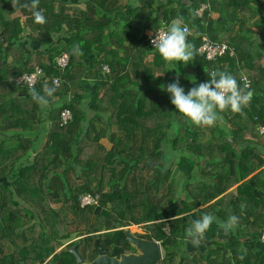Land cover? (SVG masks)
I'll return each instance as SVG.
<instances>
[{
  "label": "trees",
  "instance_id": "1",
  "mask_svg": "<svg viewBox=\"0 0 264 264\" xmlns=\"http://www.w3.org/2000/svg\"><path fill=\"white\" fill-rule=\"evenodd\" d=\"M188 1L182 11L181 0H39L46 22L37 23L31 0H0V264H77L70 249L93 260L97 240L110 256L130 253L121 240L133 224L160 241L159 264H264V0ZM176 17L198 49L187 65L165 62L149 44L148 31ZM204 35L234 54L206 59ZM38 67V91L61 80L46 108L17 81ZM208 69L238 79L244 70L253 97L242 114L201 128L162 86L179 79L187 92ZM83 193L97 202L82 206ZM206 212L239 224L225 233L213 223L193 245L186 229ZM74 235L83 237L55 252Z\"/></svg>",
  "mask_w": 264,
  "mask_h": 264
},
{
  "label": "clouds",
  "instance_id": "2",
  "mask_svg": "<svg viewBox=\"0 0 264 264\" xmlns=\"http://www.w3.org/2000/svg\"><path fill=\"white\" fill-rule=\"evenodd\" d=\"M39 0H31L30 7L37 23H45L43 10L38 9ZM24 7H29L25 4ZM189 28L182 17H176L165 26L154 31L151 43L165 62H182L184 65L193 62L198 54L195 45L189 42ZM73 51H76L74 49ZM35 74H25L19 82L26 83L32 99L41 107H47L55 96L56 87L47 81L42 84V91L35 87ZM162 90L170 93L171 104L179 114L187 118L194 126L211 128L223 120V113L242 114L252 100L253 91L246 78L240 79L228 71L212 70L208 79L189 89L187 92L180 85L179 79L162 86ZM213 223L228 233L239 224V217L232 214L225 221H220L212 213H204L199 218L190 221L186 229V239L193 245H198L205 237Z\"/></svg>",
  "mask_w": 264,
  "mask_h": 264
},
{
  "label": "water",
  "instance_id": "3",
  "mask_svg": "<svg viewBox=\"0 0 264 264\" xmlns=\"http://www.w3.org/2000/svg\"><path fill=\"white\" fill-rule=\"evenodd\" d=\"M211 72V69H208ZM233 141V138H231ZM126 235L121 240L123 244L132 245L137 251L122 253L119 256H110L108 250L103 248L99 240L96 246L99 254L92 261H85L78 252V246H74L70 251L76 256L77 264H159L163 258V250L160 241L138 236L132 232L130 227H126Z\"/></svg>",
  "mask_w": 264,
  "mask_h": 264
},
{
  "label": "built area",
  "instance_id": "4",
  "mask_svg": "<svg viewBox=\"0 0 264 264\" xmlns=\"http://www.w3.org/2000/svg\"><path fill=\"white\" fill-rule=\"evenodd\" d=\"M209 7L208 3H203L201 5V7L199 8V10L197 11L198 15L201 16L203 14V11L205 9H207ZM186 26L189 28V26L186 24ZM154 32H150L149 33V44L154 47V45L151 43V39H152V35ZM199 51L202 55L205 56L206 59L208 60H214L217 57L226 55L227 53L234 54L235 49L230 46L228 43L226 42H219V41H213L210 39L209 36L204 35L202 37V44L199 48ZM69 61H70V57L67 53H63L60 56L57 57V65L64 70L65 68H67V66L69 65ZM104 70L109 71V67L105 66ZM42 73V69L41 68H36V70L32 73H25L28 74L29 76H32L33 74H35V85L38 83L40 75ZM23 74V75H25ZM22 75V76H23ZM244 78H246L251 86V78L246 75L243 74L242 75ZM21 77V76H20ZM20 77L17 79L19 84H23L24 86H27L26 83H21L19 82ZM61 83L60 78H55L54 79V85L55 86H59ZM71 119V111L69 109H64L62 112V120L64 123L68 122ZM259 133L260 135H262L264 137V126H260L259 127ZM98 200V196H94L91 193H83L80 196V202L82 206L88 205V204H92V203H96ZM260 242L264 245V229L262 230V233L260 235Z\"/></svg>",
  "mask_w": 264,
  "mask_h": 264
},
{
  "label": "rangeland",
  "instance_id": "5",
  "mask_svg": "<svg viewBox=\"0 0 264 264\" xmlns=\"http://www.w3.org/2000/svg\"><path fill=\"white\" fill-rule=\"evenodd\" d=\"M183 3H185V5H188L189 3H190V1H187V2H185V1H182ZM29 48L31 47V44H28L27 45ZM242 73L243 74H246V75H248L244 70L242 71ZM242 75V74H241ZM249 76V75H248ZM58 98H54V100H57ZM86 100V99H85ZM100 146H103V147H105L106 149H109V147H110V143L108 142V140H107V138L106 137H104V138H101L100 139ZM101 151H102V149H101ZM177 164H176V161L174 162V164H173V171H175L176 170V166ZM181 176H180V174H175V177H174V184L175 185H177V187H178V191H181V188H182V184H181ZM234 191H236V186L235 187H233L232 188ZM130 228H131V230H132V232H134L135 234H144L146 231L144 230V226H142L141 224H133V225H130L129 226ZM75 236L76 235H74V236H72L71 238H67V239H62L61 240V242H60V245H59V247H58V249L55 251V252H57V251H59V250H61V249H66L67 247H68V245H71L72 243H74V241L76 240V239H79V238H81V237H83V236H80V237H76L75 238ZM187 250L188 251H190L189 250V248H187Z\"/></svg>",
  "mask_w": 264,
  "mask_h": 264
},
{
  "label": "crops",
  "instance_id": "6",
  "mask_svg": "<svg viewBox=\"0 0 264 264\" xmlns=\"http://www.w3.org/2000/svg\"><path fill=\"white\" fill-rule=\"evenodd\" d=\"M182 1L187 2L188 0H181V3H182V4H181V10L183 11L184 6H187V5H185V3H183ZM150 32H151V31H148V33H150ZM261 42H262V44H263V46H264V39H261ZM263 62H264V59H263ZM18 95L21 96V95H28V94H27V92L20 91ZM52 101H54V99H53ZM188 248L190 249V251L195 250V247H193V246L190 245V244H188Z\"/></svg>",
  "mask_w": 264,
  "mask_h": 264
},
{
  "label": "flooded vegetation",
  "instance_id": "7",
  "mask_svg": "<svg viewBox=\"0 0 264 264\" xmlns=\"http://www.w3.org/2000/svg\"><path fill=\"white\" fill-rule=\"evenodd\" d=\"M137 251V250H136ZM136 251H133V252H136ZM85 260V259H84ZM85 261H92V260H85Z\"/></svg>",
  "mask_w": 264,
  "mask_h": 264
}]
</instances>
